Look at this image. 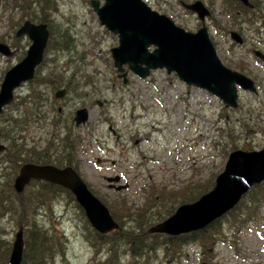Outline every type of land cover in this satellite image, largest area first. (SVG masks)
Here are the masks:
<instances>
[{
	"label": "rangeland",
	"instance_id": "1",
	"mask_svg": "<svg viewBox=\"0 0 264 264\" xmlns=\"http://www.w3.org/2000/svg\"><path fill=\"white\" fill-rule=\"evenodd\" d=\"M14 1L0 0V42L17 46L15 56L0 55V84L4 73L24 58L31 44L27 37L15 40L16 30L29 20V13H21L18 0ZM29 1L30 12L36 14L37 0ZM49 1L53 8L46 12L47 26H53V34L49 32L43 61L35 69L33 80L14 91L13 102L0 115V130L7 126L14 130L18 143L25 149L47 151L51 155H55L56 149L62 151L61 141L68 136L73 143L70 150L77 161L78 174L110 214L114 212L117 218L114 220L123 229L137 226L140 234L149 232L182 204L179 196L174 197L176 200H165L166 193L184 192L186 203H193L200 197L198 192L207 190L206 193L213 188L229 153L264 148V64L253 55L254 50L264 53L261 19L249 24L231 13L227 17L221 0H199L209 7L211 19L205 25L221 63L235 71L241 67L238 72L252 79L258 88L256 95L238 90V106L229 109L214 95L188 87L164 70L151 71L147 78L141 79L124 66L127 75L123 84L110 54V49L118 45L117 36L100 24L92 0ZM97 1L101 6L104 3ZM145 2L185 31L196 32L200 28L197 17L180 5L194 0ZM260 15L264 18V0ZM241 23L240 36L244 42L236 45L229 39L228 31H237ZM63 40L67 42L63 44ZM54 41L64 46L53 48ZM47 78L53 85L57 82L56 90L67 85L72 91L57 102L52 89L49 99L54 104L49 108L45 102L47 107L36 121L29 116L31 104H27V110L20 103L32 89L33 93L44 95L46 85L37 86ZM59 107L62 110L58 113ZM83 107L88 109V121L78 128L72 123L68 131L64 119L71 121L74 112ZM10 119L15 121L14 127L8 124ZM55 120L59 122L56 126ZM2 143L7 146L3 139ZM8 167L0 164V184L2 176L10 171ZM41 188L32 183L25 189L23 200L28 201ZM0 190L4 189L0 186ZM57 191L55 194L43 191L42 197L31 206L35 210L32 218L21 219L18 212L5 213L0 209V240L9 244V254L20 223L24 235L34 224L37 229L53 230L63 238L55 264H104L110 248L105 242H115L118 236H106L104 243L98 241L74 198L63 190ZM191 198L197 199L190 202ZM122 210L127 215L131 212V217L123 218ZM259 211L256 223L236 225L235 229L234 216L226 213L221 219L225 239L207 257L197 245L183 247V254L174 258L162 246L152 252L148 264H200L201 258H207L204 264H264V209ZM160 236L157 241L167 237ZM111 248L119 254L114 264H139L127 253L126 246L121 244L118 248L112 243ZM3 250L4 244L0 245V252ZM143 261L144 258L140 264Z\"/></svg>",
	"mask_w": 264,
	"mask_h": 264
},
{
	"label": "water",
	"instance_id": "2",
	"mask_svg": "<svg viewBox=\"0 0 264 264\" xmlns=\"http://www.w3.org/2000/svg\"><path fill=\"white\" fill-rule=\"evenodd\" d=\"M240 1L252 7L248 0ZM182 5L202 22L197 32H187L176 26L167 16L152 10L144 0H104L102 6L97 0L91 1L100 24L118 38V45L110 50V54L123 84L127 75L125 65L128 71L141 79L147 78L153 70L164 69L168 75L174 73L187 86L211 93L225 108L235 109L238 89L257 94L255 83L242 73L224 66L217 57L203 24L209 15L204 5L200 1ZM20 36H26L31 44L24 58L3 76L0 112L12 102L15 89L33 79L35 69L43 60L48 40L47 27L25 21L16 31V37ZM231 38L237 44L242 43L236 32H231ZM0 54L8 57L12 52L7 45L0 43ZM254 55L264 62L263 53L254 51ZM63 94L61 90L55 96L61 98ZM88 113L87 108L77 109L73 118L75 126L84 125L88 121ZM4 150L5 146L0 143V153ZM32 180L55 184L70 191L90 226L101 235L119 230L107 207L93 196L71 167L60 169L52 165L23 164L13 180L15 193L22 194ZM108 181L111 182V178ZM263 181L264 149L235 150L228 155L224 169L215 178L211 190L195 202L179 206L170 217L151 227L149 233L178 236L204 229L230 211L250 188ZM22 254L23 229L20 226L6 264H20Z\"/></svg>",
	"mask_w": 264,
	"mask_h": 264
},
{
	"label": "trees",
	"instance_id": "3",
	"mask_svg": "<svg viewBox=\"0 0 264 264\" xmlns=\"http://www.w3.org/2000/svg\"><path fill=\"white\" fill-rule=\"evenodd\" d=\"M263 0H258L259 5H261V2ZM13 2H15L13 0ZM29 0H18L16 2L17 7L20 8L21 13L27 14L29 13V21L38 20L40 22L47 24L49 23L47 20V11H50L53 7L50 4L49 0H37V8L38 12L34 14L31 11ZM239 4L236 0H223L221 3L223 11L225 13H229L231 8L234 9V5ZM251 5L255 4V0H250ZM229 7V9H228ZM246 11L241 15V19L244 22H247L249 24L255 22L256 20L261 19V21L264 23V18L261 17L260 13L256 14L252 9H245ZM231 13V12H230ZM233 17L237 18L234 13H231ZM230 15V14H229ZM48 27L50 29H48ZM52 27V28H51ZM47 29L49 30L50 34H53V26H47ZM57 31V30H56ZM65 40H63V44H65ZM63 44H57V42H52L51 47L56 49H61L64 45ZM238 71H242V68H237ZM33 80V79H32ZM50 78L48 79H42L39 81V84L37 87L43 85H46L47 90H43L44 92L47 91L44 95L40 92L39 93H33L35 89L30 90L28 96L22 100L20 105L25 106L27 109V104H31L29 116L32 117L34 120L39 121L40 115L43 112V108L47 107L45 102H48V107L51 108L54 104L53 100L49 99L50 92L52 89H55L57 86V83L55 81L56 85H49ZM50 87V88H49ZM66 90L70 91L71 88L66 86ZM72 91V90H71ZM28 110V109H27ZM8 124L12 127L15 125V121L13 119H10L7 121ZM59 122L56 120L53 122V125L56 126ZM65 127H67L68 131H70V126L73 123V120L71 118V121H69V118L64 119L63 121ZM74 125V123H73ZM1 137L5 142H7L6 151L0 154V164L9 166L10 169L9 173L2 176V183L0 186L4 189L3 191L0 190V209H3L5 213H13L18 212L19 216L21 217H28L32 218V215L34 214L35 210L31 208L32 204H34L39 198L42 197L44 190H49L52 194L57 193V190H63L64 192L69 193L67 190L53 184L49 183H43V182H35L36 184L41 185V189H39L38 193H35L31 195L30 199L28 201L23 200L24 193L18 195L15 193L13 189V180L18 172V169L21 165L25 163H33V164H53L57 162V157L49 154L47 151H40L36 152L33 149H25L24 145L22 143H18V137L14 134V130H10L7 128V126H4V128L1 130ZM22 139V138H21ZM62 151L61 154L64 155V158H61V161L68 162L70 167L73 169H77L76 163L77 161L72 156V151L70 150L73 146V143L70 142L69 137H65L62 141ZM80 143V142H79ZM78 144V142H76ZM52 156V157H51ZM73 164V166H72ZM264 182L260 183L259 185H254L252 188H250L247 193H245L239 200L238 204L232 208V210L229 211L231 215L234 216V219L232 221V228L235 229L238 225V227H242L245 224L248 223H256L260 211L259 209H264ZM5 187V188H4ZM47 188V189H46ZM57 191V192H56ZM207 191H200L198 192V196L203 195V193ZM48 193V194H49ZM59 195H61L60 192H58ZM191 194L188 193V196ZM33 196V198H32ZM69 196L72 197L69 193ZM175 196H179L182 198L181 205L186 204L187 197L184 192L176 194L175 192H168L165 194V200H176L174 198ZM197 198H191L190 202ZM180 206V205H179ZM78 207V206H77ZM80 209V207H79ZM40 210V209H38ZM123 211V210H122ZM128 211V210H127ZM83 212V211H82ZM123 218H130L131 212L126 214V211H123ZM228 214V213H227ZM113 218H116L114 215V212L111 214ZM141 217H143V214H140ZM221 217L220 219L214 221L212 224L208 225L204 229L185 233L183 235L177 236V237H163L162 241L159 240L162 236L158 234H148L149 232L139 233L138 227H130L127 230L123 229V226L121 223H119L120 229L117 231H113L109 233L108 235H100L97 231L93 229L95 238L104 243V239L106 236L109 235H117L118 238L115 239V242H105V244L109 243L110 248L107 251V258L104 262V264H114V261H118V256L116 254V250L111 248L112 243H116V246L118 248L122 244L123 246H126L127 253L131 256L132 259H136L139 264L140 261L144 258V261L142 264H148V261L152 255V252L154 253L157 251L159 247L164 246L166 254H171V257H179L183 254V247L185 248L188 245H197L199 247L201 254L203 256L207 257L210 254V250L214 249L216 244L219 243L221 240L225 239L224 233H223V226H221ZM21 219L19 218V223L21 222ZM117 219V218H116ZM144 220V219H143ZM35 222V220L33 221ZM88 225L89 223L87 220L85 221ZM20 226L22 227L21 223ZM19 226V227H20ZM90 227V225H89ZM91 228V227H90ZM23 229V227H22ZM92 229V228H91ZM28 232V234H27ZM24 235L23 233V255L22 260L20 264H55V258L58 256V254L61 252L62 245H63V238L57 236L56 232L53 230H40L35 227L34 224H32L31 229L27 231ZM150 240L148 243L147 241ZM156 240V242H155ZM5 243H6V249H5ZM152 243H156V245H153ZM4 244V250L0 252V264H6L8 261V255H9V244L7 242L0 240V245ZM203 249V251H202ZM208 262L207 258H201L199 259V263L203 264L205 262ZM136 262V261H135Z\"/></svg>",
	"mask_w": 264,
	"mask_h": 264
},
{
	"label": "flooded vegetation",
	"instance_id": "4",
	"mask_svg": "<svg viewBox=\"0 0 264 264\" xmlns=\"http://www.w3.org/2000/svg\"><path fill=\"white\" fill-rule=\"evenodd\" d=\"M195 1H199V0H194V2ZM233 1V0H232ZM236 1H238L239 3H241V5L242 6H240L239 4H236V2H235V5H234V9L233 8H231V10H230V12L231 13H234L236 16H240L241 17V15L246 11L245 9L246 8H248V9H252L256 14H258V13H260L261 12V5H259V3H258V0H255V4H252V7H249V6H247V5H245L244 3H242V2H240V0H236ZM194 2H192V3H194ZM203 5H204V7L207 9V11L209 12V15L208 16H206L205 17V19H204V22H203V24L205 25V22L209 19H211V14H210V11H209V7L207 6V5H205L202 1H200ZM223 2V0H221V3ZM192 3H185V4H187V5H189V4H192ZM248 3L249 4H251V2H250V0H248ZM180 5L182 6V8H183V5H182V2H180ZM228 9H229V7H228ZM186 10V9H185ZM187 11H189V10H187ZM189 12H191V11H189ZM229 12V13H230ZM192 13V12H191ZM229 13H227L226 14V16L227 17H229ZM194 14V13H193ZM195 16H196V14H194ZM197 17V16H196ZM197 19H198V17H197ZM25 21H29V20H25ZM198 21H199V23H201V25H202V22L198 19ZM30 22H32V21H30ZM33 23V22H32ZM242 24L243 23H241L240 24V26H239V29L237 30V31H232V30H230V31H228V37H229V39L233 42V43H235L233 40H232V38H231V32H236L237 34H239V36H240V31H241V26H242ZM201 25H200V27H201ZM206 26V25H205ZM200 29V28H199ZM198 29V30H199ZM206 29H207V27H206ZM197 30V31H198ZM196 31V32H197ZM193 33V32H192ZM195 33V32H194ZM207 34H208V37H209V32H208V29H207ZM20 37H23V38H26V36H20ZM20 37H16V39L15 40H17V41H19V40H21V39H19ZM241 37V36H240ZM209 39H210V37H209ZM241 39H242V43L241 44H237V43H235L236 45H242L243 44V38L241 37ZM29 40V39H28ZM117 40H118V38H117ZM211 40V39H210ZM212 42V41H211ZM0 43H3V44H6V43H4V42H0ZM212 44H213V42H212ZM8 47H9V49L11 50V52H12V54L10 55V56H8V57H12L13 55L15 56L16 55V50H17V46L15 45V44H11V43H9L8 42V44H6ZM213 47H214V45H213ZM215 48V47H214ZM264 54V53H263ZM2 57H4L2 54H0ZM254 55V54H253ZM43 58H44V53H43ZM43 61V60H42ZM5 74V73H4ZM34 75H35V73H34ZM4 76V75H3ZM33 78H34V76H33ZM3 79V78H2ZM29 81H31V80H29ZM29 81H27V82H29ZM2 82V81H1ZM26 83V82H25ZM57 83V82H56ZM24 84V83H23ZM53 85L54 83H53V81L52 80H50V83H49V85ZM22 85V84H21ZM52 85H51V87H52ZM56 85V84H55ZM66 86L67 85H64V86H62V87H60V88H58V90H56L55 89V92H54V95H53V99H54V101H56L57 100V102H61V101H63V99L65 98V96L67 95V93H69L70 94V91L68 90H66ZM50 88V87H49ZM61 90H63L64 91V94H63V96L61 97V98H57L56 96H55V94L58 92V91H61ZM13 100H14V95H13ZM13 100H12V102H13ZM63 104H64V102H63ZM98 105H100V102H98ZM6 107H4L3 108V110H2V112H0V115L3 113V111H4V109H5ZM61 110H62V108L61 107H59L58 108V113L59 112H61ZM75 127V126H74ZM77 128V127H76ZM114 133V132H113ZM0 143L3 145V146H5V150L3 151V152H5L6 151V145H4L3 143H2V137H1V130H0ZM3 152H1V153H3ZM60 151H58L57 149L54 151V154L55 155H53V156H56L57 157V162H55V163H53V164H55V166H57L58 168H65V167H70V165L68 164V162L66 161V162H64V161H61V158H64V155L63 154H58ZM0 153V154H1ZM72 166H73V164H72ZM77 170V169H76ZM78 172V171H77ZM32 183H35V182H31L26 188H28ZM25 188V189H26Z\"/></svg>",
	"mask_w": 264,
	"mask_h": 264
}]
</instances>
